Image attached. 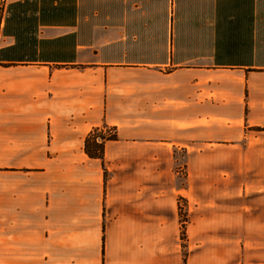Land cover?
I'll return each mask as SVG.
<instances>
[{"label":"crops","instance_id":"crops-1","mask_svg":"<svg viewBox=\"0 0 264 264\" xmlns=\"http://www.w3.org/2000/svg\"><path fill=\"white\" fill-rule=\"evenodd\" d=\"M0 264H264V0H0Z\"/></svg>","mask_w":264,"mask_h":264},{"label":"trees","instance_id":"trees-1","mask_svg":"<svg viewBox=\"0 0 264 264\" xmlns=\"http://www.w3.org/2000/svg\"><path fill=\"white\" fill-rule=\"evenodd\" d=\"M104 128H105L104 131L101 128L93 129L85 138L84 150L88 156L100 158L102 156L103 141L115 137L114 128L111 127H104ZM178 211L180 215V222L183 226V224L186 221V216L180 205H178Z\"/></svg>","mask_w":264,"mask_h":264},{"label":"rangeland","instance_id":"rangeland-1","mask_svg":"<svg viewBox=\"0 0 264 264\" xmlns=\"http://www.w3.org/2000/svg\"><path fill=\"white\" fill-rule=\"evenodd\" d=\"M180 203H181L182 205H184L185 202L182 200V201H180Z\"/></svg>","mask_w":264,"mask_h":264},{"label":"built area","instance_id":"built-area-1","mask_svg":"<svg viewBox=\"0 0 264 264\" xmlns=\"http://www.w3.org/2000/svg\"><path fill=\"white\" fill-rule=\"evenodd\" d=\"M180 206L183 207V205L180 203Z\"/></svg>","mask_w":264,"mask_h":264}]
</instances>
